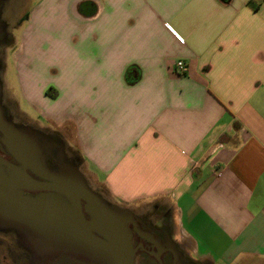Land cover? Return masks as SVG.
I'll return each instance as SVG.
<instances>
[{"label": "crops", "instance_id": "1", "mask_svg": "<svg viewBox=\"0 0 264 264\" xmlns=\"http://www.w3.org/2000/svg\"><path fill=\"white\" fill-rule=\"evenodd\" d=\"M26 20L21 95L72 127L128 229L149 219L180 264H264V0H34Z\"/></svg>", "mask_w": 264, "mask_h": 264}, {"label": "water", "instance_id": "2", "mask_svg": "<svg viewBox=\"0 0 264 264\" xmlns=\"http://www.w3.org/2000/svg\"><path fill=\"white\" fill-rule=\"evenodd\" d=\"M1 126L13 129L0 105ZM15 156L20 157L21 166L0 158V221L20 225L34 238L46 236L49 241L66 242L69 248L94 255L104 264H134L135 248L124 215L127 212L107 204L88 186L76 167L57 164L59 170H54L47 166L43 156ZM2 166L7 167L6 174ZM26 167L43 172V179L31 177L23 169ZM23 188L51 192L36 196L23 193ZM81 199L96 208L89 219L82 214Z\"/></svg>", "mask_w": 264, "mask_h": 264}, {"label": "rangeland", "instance_id": "3", "mask_svg": "<svg viewBox=\"0 0 264 264\" xmlns=\"http://www.w3.org/2000/svg\"><path fill=\"white\" fill-rule=\"evenodd\" d=\"M33 2L34 0H5L1 6L0 15L7 23L8 38L10 40L2 48V51L0 49V103L4 108L3 111L6 119L10 122L11 127L14 128L13 130L16 131V133L10 134L15 141L12 140L11 142V140L7 138L8 140L6 139V142L10 145L12 144V146H14L13 144L16 145L14 147L16 149L13 147L12 149L13 152L18 155H33V157L36 155L38 157L43 156L45 161L48 157L53 160L50 161L51 163L53 162V166L55 165L54 163H60L62 165L76 167L81 174L87 172L85 177H87L88 186L97 190L98 193L104 194L103 189L99 187L91 177H89V172L87 171L88 167L85 166L84 162H82L78 155L77 145L73 138L72 127L67 123L54 124L38 117L35 111L28 105V101L21 95L16 76L17 68L15 55L16 49L21 42V31L26 24V18ZM28 43L26 44L27 47ZM43 43H45V41ZM39 52L44 53L43 47ZM25 58H31L30 46L28 53L25 54ZM20 131L23 132V134H21ZM17 135L19 138L15 137ZM39 194L40 193L36 194V196ZM85 207L92 215L96 211L93 204H89L88 201H86ZM3 228H6L7 232L10 233L12 231L8 228H17L21 230L22 233L30 239L34 245L33 248L35 247L38 252H47V250L51 251L52 254L47 256V264H65V259L55 261L53 257L70 250L71 252L81 253L87 257V259L98 261L97 257L95 258L94 255L91 257L90 255L69 248V246L66 245V242L49 241L46 236L43 238H34L20 225L0 221V229L2 230ZM1 230L0 264H26V255L28 254L25 252L24 248H22L20 241L18 240L15 242L14 239H17L16 237H13L10 234L5 235V232ZM27 242V245L29 246V240H25V243ZM29 247L31 248V245Z\"/></svg>", "mask_w": 264, "mask_h": 264}, {"label": "flooded vegetation", "instance_id": "4", "mask_svg": "<svg viewBox=\"0 0 264 264\" xmlns=\"http://www.w3.org/2000/svg\"><path fill=\"white\" fill-rule=\"evenodd\" d=\"M5 0H0V14H1V6ZM7 23L1 18L0 15V49L2 51V48L6 45V43L9 42L8 38V28ZM1 89V88H0ZM1 91V90H0ZM1 105V113L4 114V108ZM2 115V114H1ZM15 126V125H14ZM14 129V128H13ZM13 129H4L2 126L0 127V158L4 159L5 161H8L12 164H15L17 166H21L22 162L19 160L18 157L15 155H18L17 153H13V149L16 145L6 142V139L9 138L12 142V140L15 141L14 138L10 136V134L16 133ZM18 134V133H17ZM19 135V134H18ZM15 136L16 138H19V136ZM21 139V138H20ZM8 140V139H7ZM9 144V145H8ZM35 148V147H34ZM16 149V148H14ZM50 161H53L50 158H46V164L47 166L52 169V167L57 166L58 163H51ZM60 164V163H59ZM58 164V165H59ZM59 170V166L56 167ZM31 177L34 179H43L42 173H37L34 170H31L29 167L23 168ZM2 171L4 174H6L7 167L2 166ZM47 173V172H46ZM44 174V173H43ZM49 193L51 192L49 189H29V188H23V193L30 194V195H36L38 193ZM86 201L84 200L81 202V211L84 216V218H91L92 214L91 212L86 209L85 207ZM129 228L132 232V245L135 248L134 251V260L139 255H143V264H150L152 262L153 264H166L164 253L168 252L170 253V259L171 264H180V257L178 254V251L175 250L176 246H173V244L166 238L167 235L164 233V231L159 228L156 224L152 223L149 219L146 218H138L135 220L134 223H129ZM135 228V229H134ZM12 232H7L6 228H3L1 231L5 232V235L10 234L13 237H16L17 239H14L16 241H20V244L22 248H24L25 252L28 254L26 255V264H47L48 255H51L52 252L48 251H39L36 250V248H33V244L30 241V239L22 233L21 230L17 228H8ZM159 232L160 235H157L156 233ZM27 237H25V236ZM25 240H29L31 245V248L25 243ZM21 248V251H22ZM63 254V255H61ZM60 255H57L54 258V260H62L65 259V264H103L101 261H95L87 259L84 255L81 253L66 251L64 253H61ZM81 254V255H80ZM10 260V259H9ZM186 263H189V261H185ZM49 264V263H48Z\"/></svg>", "mask_w": 264, "mask_h": 264}, {"label": "built area", "instance_id": "5", "mask_svg": "<svg viewBox=\"0 0 264 264\" xmlns=\"http://www.w3.org/2000/svg\"><path fill=\"white\" fill-rule=\"evenodd\" d=\"M178 38H179V40L182 41V39H181L180 37H178ZM175 65H176V67H177L178 69H180V70H185V67H184V64H183L182 61H180V60L176 61V62H175Z\"/></svg>", "mask_w": 264, "mask_h": 264}, {"label": "trees", "instance_id": "6", "mask_svg": "<svg viewBox=\"0 0 264 264\" xmlns=\"http://www.w3.org/2000/svg\"><path fill=\"white\" fill-rule=\"evenodd\" d=\"M126 79L129 81V77L126 76ZM103 263V262H102ZM104 264V263H103Z\"/></svg>", "mask_w": 264, "mask_h": 264}]
</instances>
